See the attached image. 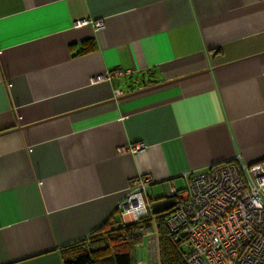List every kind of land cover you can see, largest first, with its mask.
Returning <instances> with one entry per match:
<instances>
[{
	"label": "crops",
	"instance_id": "obj_1",
	"mask_svg": "<svg viewBox=\"0 0 264 264\" xmlns=\"http://www.w3.org/2000/svg\"><path fill=\"white\" fill-rule=\"evenodd\" d=\"M234 161L264 164V0H0V264L137 222L144 176L157 264L171 191Z\"/></svg>",
	"mask_w": 264,
	"mask_h": 264
},
{
	"label": "built area",
	"instance_id": "obj_2",
	"mask_svg": "<svg viewBox=\"0 0 264 264\" xmlns=\"http://www.w3.org/2000/svg\"><path fill=\"white\" fill-rule=\"evenodd\" d=\"M122 75L120 71L113 73ZM111 78L100 76L95 81ZM143 148L140 145L133 151ZM151 184L149 176L130 183L118 207L124 215L148 216L149 204L144 196ZM169 196L174 204L166 213V225L183 240L186 264H264V164L234 161L192 172L187 176L186 188L172 190ZM141 232L148 237L143 228ZM147 239L150 259L159 264L158 238Z\"/></svg>",
	"mask_w": 264,
	"mask_h": 264
},
{
	"label": "trees",
	"instance_id": "obj_3",
	"mask_svg": "<svg viewBox=\"0 0 264 264\" xmlns=\"http://www.w3.org/2000/svg\"><path fill=\"white\" fill-rule=\"evenodd\" d=\"M115 214L110 215L86 239L64 247L61 250L63 264H137L138 249L144 235L154 231L150 216L137 222L124 224ZM159 237V264H186L183 255V240L176 238L166 225V213L156 216Z\"/></svg>",
	"mask_w": 264,
	"mask_h": 264
},
{
	"label": "water",
	"instance_id": "obj_4",
	"mask_svg": "<svg viewBox=\"0 0 264 264\" xmlns=\"http://www.w3.org/2000/svg\"><path fill=\"white\" fill-rule=\"evenodd\" d=\"M159 86H161V84H159V85H156L155 87H159ZM155 87H149V88H145V89L139 90V91H137V92H135V93L144 92V91L150 90V89H152V88H155Z\"/></svg>",
	"mask_w": 264,
	"mask_h": 264
},
{
	"label": "rangeland",
	"instance_id": "obj_5",
	"mask_svg": "<svg viewBox=\"0 0 264 264\" xmlns=\"http://www.w3.org/2000/svg\"><path fill=\"white\" fill-rule=\"evenodd\" d=\"M160 201H161V200H160ZM155 202H159V201H155ZM152 240H153V239H152ZM152 240L150 241L151 244H150L149 246H152V243H153ZM158 246H159V239H158ZM145 249H146V248H145ZM149 250H151V249L149 248ZM159 256H160V249H159ZM149 257H151V256H149Z\"/></svg>",
	"mask_w": 264,
	"mask_h": 264
}]
</instances>
